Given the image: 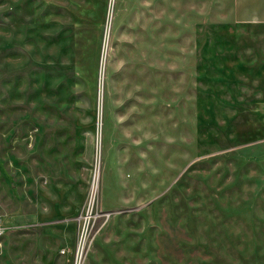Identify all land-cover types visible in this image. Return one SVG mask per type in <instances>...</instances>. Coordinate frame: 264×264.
<instances>
[{
	"label": "rangeland",
	"instance_id": "374dc122",
	"mask_svg": "<svg viewBox=\"0 0 264 264\" xmlns=\"http://www.w3.org/2000/svg\"><path fill=\"white\" fill-rule=\"evenodd\" d=\"M0 264H264V25L0 0Z\"/></svg>",
	"mask_w": 264,
	"mask_h": 264
},
{
	"label": "crops",
	"instance_id": "0c3cea01",
	"mask_svg": "<svg viewBox=\"0 0 264 264\" xmlns=\"http://www.w3.org/2000/svg\"><path fill=\"white\" fill-rule=\"evenodd\" d=\"M232 18L237 25H264V0H232Z\"/></svg>",
	"mask_w": 264,
	"mask_h": 264
},
{
	"label": "bare ground",
	"instance_id": "6f19581e",
	"mask_svg": "<svg viewBox=\"0 0 264 264\" xmlns=\"http://www.w3.org/2000/svg\"><path fill=\"white\" fill-rule=\"evenodd\" d=\"M106 41H107V35H106V38H105V43H106ZM96 174H95V179H96ZM79 255H80V252H79ZM79 258V257H78Z\"/></svg>",
	"mask_w": 264,
	"mask_h": 264
}]
</instances>
